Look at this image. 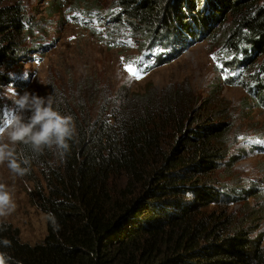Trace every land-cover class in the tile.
<instances>
[{
	"label": "trees",
	"instance_id": "1",
	"mask_svg": "<svg viewBox=\"0 0 264 264\" xmlns=\"http://www.w3.org/2000/svg\"><path fill=\"white\" fill-rule=\"evenodd\" d=\"M115 2L114 24L124 20L139 35L153 34L141 48L168 56L186 46L184 39L210 32L208 17L218 19L212 37L223 39V57L244 55L249 67L240 78L264 105V0ZM26 16L23 0H0V87L21 54ZM102 98L101 108L53 103L73 118L75 134L67 150L44 147L35 164L44 183L36 205L47 232L31 244L18 227L1 222L0 241H11L0 243L5 264H264V235L247 224L261 215L238 221L226 207L223 190L232 189L219 176L239 157L231 155L234 123L201 114L190 84L162 90L149 84L143 92L121 86ZM252 192L231 196L240 203Z\"/></svg>",
	"mask_w": 264,
	"mask_h": 264
},
{
	"label": "rangeland",
	"instance_id": "2",
	"mask_svg": "<svg viewBox=\"0 0 264 264\" xmlns=\"http://www.w3.org/2000/svg\"><path fill=\"white\" fill-rule=\"evenodd\" d=\"M23 3L28 32L17 62L6 75L8 80L0 87V130L6 129L18 113L6 93L9 86L19 95L29 92L48 98L52 106L56 100L82 101L90 108L91 104L101 108L106 103L102 97L106 94L110 98L121 86L143 92L149 84L158 90L172 84H190L195 98L204 107L201 114L209 119L215 117L217 122L234 123L231 155L239 157L235 158L230 173L219 172L221 181L232 189L223 190L230 196L226 207L238 221L259 213L261 219L253 218L247 224L249 230L259 226L255 234L264 235V105L257 104L259 101L245 88L246 80L240 78V73L249 67L244 55L223 57V39L212 37L211 33L220 28L218 19L211 20L210 15L207 19L210 32L204 30L195 40L184 39L186 46L168 56L169 51L162 48H141L153 34L139 35L124 20L122 24H114L112 18H119L115 0H23ZM185 27L186 23L180 25L182 31ZM225 29H229L228 24ZM169 34L167 30L163 36ZM234 52L230 51V55ZM162 53L166 55L160 58ZM131 61H138L135 67L141 69L142 79H135L126 71ZM244 61L245 65L240 66ZM30 115L25 113L26 118ZM0 142L10 144L7 132ZM25 145L10 144L21 167L28 165L26 175L12 173L7 161L0 164V184L6 185L16 203L15 212L0 217V223L18 227L23 241L33 244L47 232L46 215L36 205L38 187L44 183L35 164L43 156L30 144V162L25 163L28 161ZM248 190H253L250 198L240 203L231 196Z\"/></svg>",
	"mask_w": 264,
	"mask_h": 264
},
{
	"label": "clouds",
	"instance_id": "3",
	"mask_svg": "<svg viewBox=\"0 0 264 264\" xmlns=\"http://www.w3.org/2000/svg\"><path fill=\"white\" fill-rule=\"evenodd\" d=\"M13 100L18 113L11 120L6 129L0 130V137L7 132V138L11 145L17 143L31 144L32 147L41 151L44 147L55 146L60 150H67L68 140L75 134V124L71 116H65L55 110L50 99L25 92L17 94L14 87L9 86L6 90ZM30 112V116L25 113ZM9 143L0 142V164L7 161L12 173L23 177L29 171L21 167L17 161L15 150ZM27 163V161H25ZM190 195V194H189ZM16 210L13 194L6 185L0 184V217H6ZM4 246H11V241H0ZM0 264H5V257L0 255Z\"/></svg>",
	"mask_w": 264,
	"mask_h": 264
},
{
	"label": "snow or ice",
	"instance_id": "4",
	"mask_svg": "<svg viewBox=\"0 0 264 264\" xmlns=\"http://www.w3.org/2000/svg\"><path fill=\"white\" fill-rule=\"evenodd\" d=\"M138 63V61H131L126 65V71L129 72V74L135 78V79H142L143 73L139 67H135V65Z\"/></svg>",
	"mask_w": 264,
	"mask_h": 264
}]
</instances>
